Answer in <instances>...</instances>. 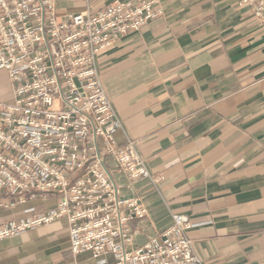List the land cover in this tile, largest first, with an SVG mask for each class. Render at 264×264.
Instances as JSON below:
<instances>
[{"label":"crops","instance_id":"0c3cea01","mask_svg":"<svg viewBox=\"0 0 264 264\" xmlns=\"http://www.w3.org/2000/svg\"><path fill=\"white\" fill-rule=\"evenodd\" d=\"M114 0H56L61 17ZM165 13L99 55L101 76L121 118L124 143L162 179L114 173L124 197L140 196L149 216L130 223L145 245L187 214L204 264H264V32L240 0H163ZM13 84L0 70V102ZM0 191V225L55 209L58 198L12 204ZM66 218L0 240V264H101L74 255Z\"/></svg>","mask_w":264,"mask_h":264},{"label":"built area","instance_id":"2783aa9c","mask_svg":"<svg viewBox=\"0 0 264 264\" xmlns=\"http://www.w3.org/2000/svg\"><path fill=\"white\" fill-rule=\"evenodd\" d=\"M163 0H114L99 10L57 13L56 0H0V70L13 99L0 102V191L12 204L57 197L55 209L0 225V240L66 218L74 255L101 264H204L190 236V217L143 246L129 225L149 216L140 196L124 197L114 173L131 180L162 179L124 130L105 88L99 55L122 36L164 15ZM264 32V0H240ZM0 202V207L6 206Z\"/></svg>","mask_w":264,"mask_h":264},{"label":"rangeland","instance_id":"374dc122","mask_svg":"<svg viewBox=\"0 0 264 264\" xmlns=\"http://www.w3.org/2000/svg\"><path fill=\"white\" fill-rule=\"evenodd\" d=\"M110 4V3H109ZM107 6V5H106ZM104 8V7H103ZM102 9V8H101ZM86 10H88V9H86ZM91 10V9H90ZM99 10V9H98ZM85 11V10H84ZM94 11V10H93ZM79 12H81V11H79Z\"/></svg>","mask_w":264,"mask_h":264}]
</instances>
